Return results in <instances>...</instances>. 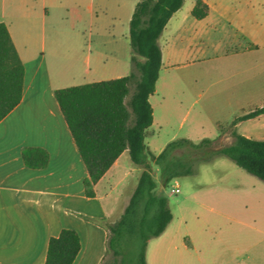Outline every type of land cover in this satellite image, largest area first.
Wrapping results in <instances>:
<instances>
[{"label": "crops", "instance_id": "1", "mask_svg": "<svg viewBox=\"0 0 264 264\" xmlns=\"http://www.w3.org/2000/svg\"><path fill=\"white\" fill-rule=\"evenodd\" d=\"M83 1L0 0V21L6 24L24 65L21 99L0 119V264H44L49 237L63 227L75 229L80 238L72 264H99L104 256L107 222L122 212L142 170L125 148L94 183V196L84 193L82 180L87 169L54 94L57 87L82 83L80 75L86 73V65L91 66L90 55H86L83 67L82 62L69 58L77 47L58 44L63 39L79 42L80 29H61L57 22L63 12L83 13ZM136 1L126 3L129 19ZM204 1L209 5L206 16L197 19L190 12L197 20L217 10L212 0ZM187 20L193 21L177 9L159 37L162 63L155 90L149 95L152 108L151 97L158 93L161 69L183 62L176 56L194 45L196 37L193 27L188 29ZM125 37L129 40V28ZM118 38L112 34L114 41ZM36 41L42 43L40 48ZM60 51L66 53L67 66L58 56ZM131 51H115L116 60L108 67L112 73L100 79L127 74ZM148 132L153 134L155 129ZM27 145L42 146L48 151L44 167H30L23 162L21 150ZM157 169L152 165V174ZM129 176L132 184L126 188L123 182ZM153 176L156 191L161 193V181ZM237 186L241 185L235 183L208 193H213V202L215 198L229 199L242 193V205L223 207L213 203L209 206L211 218L206 221L188 223L182 217L183 221L175 223L173 216L166 229L149 240L147 264L150 256L154 264H264V188ZM117 207V217L109 218ZM80 212L93 220L81 217ZM96 218L103 220V225Z\"/></svg>", "mask_w": 264, "mask_h": 264}, {"label": "rangeland", "instance_id": "2", "mask_svg": "<svg viewBox=\"0 0 264 264\" xmlns=\"http://www.w3.org/2000/svg\"><path fill=\"white\" fill-rule=\"evenodd\" d=\"M127 1L84 0L83 13L70 10L58 18V28L80 29L82 33L79 42L63 39L58 43L77 47L78 50L69 56L74 60H70L80 61L84 67L86 55L91 57V66H85L86 73L80 75V82L109 75L112 72L108 67L116 60L115 51H131L125 37L129 28ZM191 3L192 0H183L180 11L193 20L185 22L188 29L193 27L194 45L176 56L177 61L183 62L161 69L158 93L151 97L154 122L145 134V141L154 152L178 137H189L194 141L203 137L212 139L207 147L197 151L177 148L178 153H189L192 172L177 175L167 185L160 184V192L168 196L175 223L183 221L182 217L188 223L210 220L209 206L213 203L214 206L229 207L244 202L242 193L233 198L226 197L228 200L214 197L213 202V193H208L211 189L230 187L235 183L241 185L237 186L239 188H264V180L247 172L230 157L208 152L230 143L233 129L250 137L264 138V112L238 119L264 104V0H212L217 10L201 20L187 11ZM32 30L37 28L32 27ZM112 34L119 38L114 41ZM36 44L39 48L42 45L40 41ZM45 51L48 57V43ZM58 54L62 64L67 66L66 53L60 51ZM192 58L195 59L184 60ZM151 129H155L153 134L148 132ZM152 165L158 167L155 163ZM153 175L161 181L159 168ZM175 178L180 185L178 192H172ZM131 184L132 177L129 176L123 185L128 188ZM117 209L109 218L117 217L120 207ZM79 215L93 220L89 214L80 212ZM96 220L103 225V220ZM103 254L99 264H108L111 255L106 250V242ZM150 264H154L151 256Z\"/></svg>", "mask_w": 264, "mask_h": 264}, {"label": "trees", "instance_id": "3", "mask_svg": "<svg viewBox=\"0 0 264 264\" xmlns=\"http://www.w3.org/2000/svg\"><path fill=\"white\" fill-rule=\"evenodd\" d=\"M183 0H137L129 19L131 70L124 75L82 82L54 89L63 117L74 138L87 175L82 184L86 196H94V183L116 157L128 149L130 159L142 166L137 183L119 216L107 223L108 264H147L150 239L160 235L173 219L168 196L156 191L152 163L158 165L161 183L182 173H191L187 147L197 151L212 139L194 141L178 137L168 141L158 152L145 141L146 129L153 121L149 95L154 92L162 63L159 37ZM191 14L200 19L209 12L204 0H195ZM24 65L9 30L0 21V119L21 99ZM264 112V104L240 115L238 119ZM233 140L212 151L224 154L247 172L264 180V138H254L233 129ZM23 162L30 167H44L48 151L37 145L23 146ZM80 248L78 232L63 227L48 239L44 264H72ZM103 264V262H102Z\"/></svg>", "mask_w": 264, "mask_h": 264}, {"label": "built area", "instance_id": "4", "mask_svg": "<svg viewBox=\"0 0 264 264\" xmlns=\"http://www.w3.org/2000/svg\"><path fill=\"white\" fill-rule=\"evenodd\" d=\"M180 190L179 181L175 178L172 182V192H178Z\"/></svg>", "mask_w": 264, "mask_h": 264}]
</instances>
